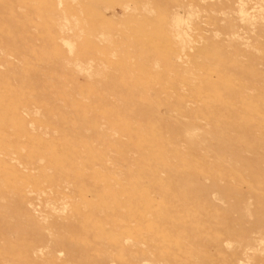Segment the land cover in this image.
Instances as JSON below:
<instances>
[{
	"label": "rangeland",
	"instance_id": "374dc122",
	"mask_svg": "<svg viewBox=\"0 0 264 264\" xmlns=\"http://www.w3.org/2000/svg\"><path fill=\"white\" fill-rule=\"evenodd\" d=\"M0 264H264V0H0Z\"/></svg>",
	"mask_w": 264,
	"mask_h": 264
},
{
	"label": "bare ground",
	"instance_id": "6f19581e",
	"mask_svg": "<svg viewBox=\"0 0 264 264\" xmlns=\"http://www.w3.org/2000/svg\"><path fill=\"white\" fill-rule=\"evenodd\" d=\"M185 56V55H184ZM185 58V57H184ZM178 61V60H177Z\"/></svg>",
	"mask_w": 264,
	"mask_h": 264
}]
</instances>
